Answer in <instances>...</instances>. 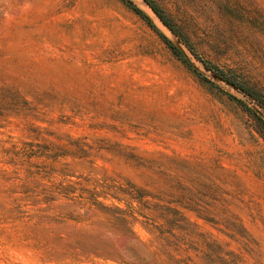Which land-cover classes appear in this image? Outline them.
Returning a JSON list of instances; mask_svg holds the SVG:
<instances>
[{
  "label": "rangeland",
  "instance_id": "obj_1",
  "mask_svg": "<svg viewBox=\"0 0 264 264\" xmlns=\"http://www.w3.org/2000/svg\"><path fill=\"white\" fill-rule=\"evenodd\" d=\"M259 100L264 0H0V264H264Z\"/></svg>",
  "mask_w": 264,
  "mask_h": 264
},
{
  "label": "trees",
  "instance_id": "obj_2",
  "mask_svg": "<svg viewBox=\"0 0 264 264\" xmlns=\"http://www.w3.org/2000/svg\"><path fill=\"white\" fill-rule=\"evenodd\" d=\"M152 7L155 11H157V13L161 16V18H163L164 22L169 24L168 20L166 18H164V16L161 14V12L159 11V9L154 5L152 4ZM170 25V24H169ZM241 88L246 91L247 93L253 95L255 98H258V96L256 94H254L250 89H248L247 87H244V86H241ZM261 101V103H264V100H259Z\"/></svg>",
  "mask_w": 264,
  "mask_h": 264
}]
</instances>
